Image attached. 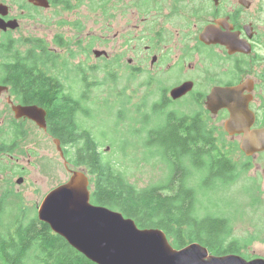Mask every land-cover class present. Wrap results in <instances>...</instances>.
<instances>
[{"label": "flooded vegetation", "instance_id": "flooded-vegetation-1", "mask_svg": "<svg viewBox=\"0 0 264 264\" xmlns=\"http://www.w3.org/2000/svg\"><path fill=\"white\" fill-rule=\"evenodd\" d=\"M6 1L0 0L6 8L0 10V183L6 177V186H12L14 180L16 184L21 180L28 186L36 185L29 168L18 163L23 158L27 162L34 158V164L37 159L41 174L54 169L57 176L55 164L47 166L52 160L39 150V141L53 143L71 176L76 169L66 156L72 150L63 143L74 141L88 129L58 117L65 113L70 119L86 116L82 108L90 107L93 95L115 83L124 86L116 96L139 98V112L151 97L156 99L152 104L155 108L172 103L170 113L181 138L201 140L193 129L205 127L198 131L210 133L224 175L256 171L264 182V151L250 156L241 151L243 133L225 130L230 113L219 107L222 98L216 103L210 101L220 88L237 89L235 100L247 104V130L264 128V24L241 20L234 10L239 6L249 9V0H230L229 10L226 0H106L104 4L75 0L70 9L64 1L56 5L54 0H47L48 5L43 6L38 5L39 0L17 5ZM51 9L57 11L53 17L48 15V21H40V35L19 33L21 24H33L40 10ZM72 10L76 20L52 19L60 14L66 18V11ZM80 11L87 16L78 15ZM88 13L96 23L92 28L105 24L104 35L97 36L91 29L83 36ZM97 13L106 20H97ZM226 17L229 24L216 22ZM10 22L17 26H5ZM85 37H90L88 43ZM225 37L234 48H228ZM137 80L139 83L132 87ZM179 87L184 93L171 98V91ZM65 99L69 102L66 106ZM32 106L43 112V127L16 110ZM121 109L122 105L118 111ZM73 110H77L75 115ZM190 129L191 133L187 132ZM221 139L233 145L225 146ZM255 258L264 259H245Z\"/></svg>", "mask_w": 264, "mask_h": 264}, {"label": "trees", "instance_id": "trees-1", "mask_svg": "<svg viewBox=\"0 0 264 264\" xmlns=\"http://www.w3.org/2000/svg\"><path fill=\"white\" fill-rule=\"evenodd\" d=\"M63 1L68 9L75 2L54 0V3L59 5ZM105 1L88 0L90 4H104ZM68 103L65 99L64 105ZM101 104L109 105V98L106 97ZM124 107L128 109L125 104L122 105L120 114ZM160 110L156 106L155 111ZM82 112L86 113L82 119H70L66 113L58 118L79 127L92 119L94 106L83 107ZM72 113L75 115L77 110ZM193 122L192 126H195L196 119ZM166 125L170 128V136L167 140L159 141L164 148L160 161L170 165L172 172L167 173L165 182L143 188L129 182L118 162L99 150L101 143L91 131L83 129L79 138L63 143L72 150L66 158L75 168L84 169L89 177L90 203L122 213L134 220L139 228L162 230L176 249L197 242L215 255L238 254L247 258L241 250L250 246L254 238L239 241L233 237L232 220L218 213V204L210 205L208 201V191L218 188L217 182H231L239 172L223 174L210 133L198 131L205 127L193 129L201 140L190 141L178 136L170 112ZM187 132L191 133V129ZM152 133L149 131V134ZM220 143L229 147L233 145L223 139ZM149 144L155 143L151 141ZM199 173L204 175L200 183H195L194 175ZM6 191L12 199L0 202V264H95L40 221L35 206L31 210L26 208L16 200L20 199L19 194L13 195L9 189Z\"/></svg>", "mask_w": 264, "mask_h": 264}, {"label": "rangeland", "instance_id": "rangeland-1", "mask_svg": "<svg viewBox=\"0 0 264 264\" xmlns=\"http://www.w3.org/2000/svg\"><path fill=\"white\" fill-rule=\"evenodd\" d=\"M7 1V3L12 5L27 2L26 0ZM249 1L251 2L249 9L239 6L235 7L234 10L238 12L241 20L246 22L259 20L258 24H264V0ZM225 2L226 10H229L231 1L226 0ZM255 6L259 7L260 13L257 14L258 11ZM245 7L248 6L245 5ZM15 8L16 6L13 10ZM55 11L57 9H51L50 11L40 10L35 19H33V24H21L18 30L20 31L19 33L23 35H40L38 30L41 29L40 24H43L40 21H48V15L51 14L53 17ZM60 15L59 17L54 15L52 19L54 21L58 20V18L70 21L77 19L75 18L77 15L73 14V10L66 11V18H61ZM78 15L87 16V13L80 11ZM79 20L83 19L79 18ZM84 20L88 24L87 22L84 24L85 31L83 32V36H87V33L91 29L94 30L93 32L97 36L104 35L105 24H97L96 27L92 28L91 24L96 23H93L90 19V13H88V17ZM97 20L105 21L106 19L97 13ZM89 38L85 37L87 43L89 42ZM99 48L102 47L99 46ZM98 80L102 81L100 77ZM139 81L137 80L135 84H132V87L136 86ZM123 88L122 84L115 83L113 86H109L108 89L105 88L102 91H98L99 94L93 95L90 104L94 106V115L91 120L85 121L84 127L94 133L96 140L101 143H99V150L104 152V155L110 156L118 162L129 182L136 184L138 188L147 187L157 182H165L168 178L167 173L172 172V167L160 161V155L164 152V148L156 142L169 139L170 131L168 129L170 128L166 127V123L169 112L173 109V104L170 103V105L165 107L159 106L161 110L160 112H156L155 107L152 105L156 103V99L154 100L151 97L148 98L149 100H145L147 104L146 108H142L139 112L137 110L139 98L131 97L129 94H121L120 97L115 95L116 92L119 93ZM108 90L112 91L107 92ZM100 92L109 94V105L101 104L108 96L105 95L106 93L100 94ZM154 92L157 95V91ZM126 101H128V105L126 106L128 109L124 107L120 114L118 109L121 105L124 106ZM140 105L143 106L142 104ZM80 118L82 119L84 116L80 115ZM149 131H153V133L149 134ZM151 141L155 144H149ZM39 144L41 147L39 150L48 153L52 160L47 166L55 164L57 176H55L54 169L52 171L48 169L41 174V170L37 169L39 167L37 159L35 160V164L33 162L34 158L32 159L33 166H31V162H27L28 159L23 158L18 163L26 165L29 168L33 179L32 182H36V185L28 186L22 181L19 185V180H17V185L14 183V180L12 181V186H6L5 179L8 178L4 177L0 183L1 203L12 199L6 193V190L9 189L12 190L13 195L19 194L20 199L16 198V200L21 201L26 208L28 207L31 210L33 206L39 207L46 195L58 187L59 182L63 180L69 181L70 175L67 170H64L62 166L63 161L55 151L53 143L39 141ZM73 168L84 171L82 168H75L74 166ZM202 175L204 173L194 175L196 176L194 182L200 183ZM3 176L5 175L3 174L1 177ZM260 177V173L256 174V171L239 172L233 178V181L226 184L217 183L216 186L218 188L208 191L210 205L218 204V213L232 220L233 237L239 241L249 239L250 237L254 238L250 246L241 250V253L245 254L248 258L251 256L264 258V182L261 181ZM213 211L217 212L215 208H213Z\"/></svg>", "mask_w": 264, "mask_h": 264}, {"label": "water", "instance_id": "water-1", "mask_svg": "<svg viewBox=\"0 0 264 264\" xmlns=\"http://www.w3.org/2000/svg\"><path fill=\"white\" fill-rule=\"evenodd\" d=\"M38 5H48L47 0H39ZM2 6L0 4V10L6 9ZM216 22L229 24L227 17ZM5 26L15 28L17 25L10 22ZM0 27L3 28L2 20ZM224 43L228 48H234L228 37ZM236 92L234 88H220L210 101L216 103L222 98L219 107L230 113L225 130L229 134L243 133L240 149L250 156L264 151V128L247 130V104L235 100ZM182 93L184 89L179 87L172 90L170 96L177 98ZM16 110L41 127L45 125L44 114L36 106ZM60 153L63 157L61 150ZM21 183L19 180L18 184ZM37 216L74 250L95 264H264L261 258L247 260L238 254L215 255L197 242L174 248L162 230L139 228L134 220L122 213L91 204L89 177L80 170L72 171L69 181L46 195L37 208Z\"/></svg>", "mask_w": 264, "mask_h": 264}, {"label": "bare ground", "instance_id": "bare-ground-1", "mask_svg": "<svg viewBox=\"0 0 264 264\" xmlns=\"http://www.w3.org/2000/svg\"><path fill=\"white\" fill-rule=\"evenodd\" d=\"M84 74V73H83ZM159 132V131H158Z\"/></svg>", "mask_w": 264, "mask_h": 264}]
</instances>
